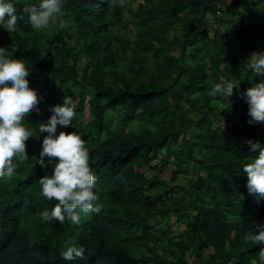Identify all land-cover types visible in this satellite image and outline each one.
Instances as JSON below:
<instances>
[{
    "label": "trees",
    "instance_id": "obj_1",
    "mask_svg": "<svg viewBox=\"0 0 264 264\" xmlns=\"http://www.w3.org/2000/svg\"><path fill=\"white\" fill-rule=\"evenodd\" d=\"M130 1L136 0H65L63 26L38 31L22 12L38 0H15L23 17L16 31L0 27V46L26 62L30 86L43 97L24 121L35 130L26 140L27 158H14L15 175L0 179V264H259L261 246L243 237L264 223V197L248 192L243 164L259 151L249 139L264 144V122L248 123L242 93L264 77L246 61L230 60L232 48L217 39L208 14L224 24L219 3L226 0H142L124 21ZM259 2L248 25L237 28L241 55L264 50ZM128 23L137 26L134 39L111 29ZM221 79L241 80L228 99L208 95ZM65 95L76 116L63 130L87 141L103 205L100 214L82 213L78 225L41 218L56 201L40 191L39 177L53 169L36 163L47 135L38 124ZM86 104L87 121L78 114ZM135 118L155 130L117 131ZM154 169L159 174L149 173ZM165 171L170 177H162ZM182 218L189 223L178 236L162 226ZM71 242L85 248L83 257L60 255Z\"/></svg>",
    "mask_w": 264,
    "mask_h": 264
},
{
    "label": "clouds",
    "instance_id": "obj_2",
    "mask_svg": "<svg viewBox=\"0 0 264 264\" xmlns=\"http://www.w3.org/2000/svg\"><path fill=\"white\" fill-rule=\"evenodd\" d=\"M65 0H38L27 2L22 12L28 14V22L35 30L47 29L59 24L63 26V6ZM124 4L125 0H118ZM224 6V2L219 3ZM18 15L15 0H0V27L10 33L16 31ZM171 38V37H170ZM246 66L256 75L264 77V50L253 51L246 61ZM29 67L20 58H13L8 47L0 46V179H11L17 165L14 158L20 160L28 156L26 140L35 135V130L24 121L32 110L39 111L43 99L39 90L30 86ZM241 80L221 79L210 88L208 95L228 99L239 88ZM242 95L249 105L248 123L264 122V79L253 83ZM224 106L221 105L220 109ZM75 102L65 95L63 103L52 106V115L38 124V132L47 133L42 140L41 150L36 160L42 168L52 166L50 174L39 177L40 191L48 200L56 203L51 209L42 212L43 221L70 222L78 225L81 214L95 212L100 214L103 205L99 203L95 190L97 175L90 163L87 141L81 133L63 130L72 124L76 116ZM58 125L62 130L58 131ZM39 138V135H36ZM251 150H259L258 155L243 164L247 174V189L250 194L264 197V144L249 139ZM58 158V159H57ZM244 240L260 245L258 261L264 264V223L255 224L254 229L245 233ZM85 248L76 243H68L60 255L65 260L83 257ZM253 264H257L254 259Z\"/></svg>",
    "mask_w": 264,
    "mask_h": 264
},
{
    "label": "rangeland",
    "instance_id": "obj_3",
    "mask_svg": "<svg viewBox=\"0 0 264 264\" xmlns=\"http://www.w3.org/2000/svg\"><path fill=\"white\" fill-rule=\"evenodd\" d=\"M142 0H136V1H130L127 2L126 8L123 9V14H124V21H130L133 19V14L131 12V9L136 10L138 8V5L141 3ZM236 5L235 7L232 8V6ZM261 3L259 0H226L224 2V8L225 12L221 14L222 20L224 24H218L214 17L211 14H208V19L210 21L211 26L214 28L213 30H216V36L217 39L221 38L225 42H228V47L230 46L232 50L229 52V59L231 60L232 56L238 61L241 62L247 61L248 57L247 55H241L238 53V50L240 48V42L236 38L237 37V28L240 24L247 26L248 21H249V15L253 10L257 7H260ZM210 13V12H209ZM257 23V22H256ZM218 27V28H217ZM122 29H119L118 26H113L111 29L112 31L116 32L117 30H120L121 32L128 31V33L131 35V39H134L135 37V30L137 26H134L132 23H128L127 27H121ZM218 30H217V29ZM214 32V31H213ZM218 32V33H217ZM214 33V34H215ZM246 44L242 40V46ZM229 47V48H230ZM174 54L178 55L179 53L176 51H173ZM86 109L79 112L80 118H83V120L87 121L89 118H92L91 113L89 111V105L86 104ZM118 113H115V116H117ZM117 131L119 133H126V132H140L145 129H151L155 130V126L146 123L139 118H135L132 121L129 122H121L117 127ZM179 146L184 150L187 151L188 147L187 144L184 141H180ZM174 158H171L170 162H173ZM190 164V163H189ZM186 166V164L184 165ZM191 166H193L191 164ZM193 168V167H192ZM191 168V169H192ZM157 170H150V174H159L156 172ZM15 175V174H14ZM162 177L168 178L170 177V171H165L163 174H161ZM183 174H179L178 181H183ZM208 200V199H207ZM208 206H211V203L207 201ZM173 224L168 228L165 225L164 228H167L170 234L178 236L180 230L182 228H185L187 224L189 223L188 219H180L179 221L173 220ZM181 239L180 237H178ZM212 250L206 249L204 251V254H209ZM187 258L190 260V262H193L195 260V257L191 256L190 253L187 254Z\"/></svg>",
    "mask_w": 264,
    "mask_h": 264
}]
</instances>
